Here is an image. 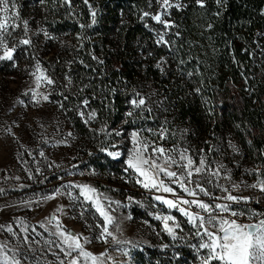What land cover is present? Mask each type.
<instances>
[{"label":"rangeland","instance_id":"374dc122","mask_svg":"<svg viewBox=\"0 0 264 264\" xmlns=\"http://www.w3.org/2000/svg\"><path fill=\"white\" fill-rule=\"evenodd\" d=\"M13 2L18 17L10 19L9 24L14 23L17 27H9L11 35L6 36V43L9 48L15 47V52L12 60H0V245H7L10 260L15 258L20 264H70L74 258L78 264H201L207 249L198 248L202 240L196 234L197 229L178 208H169L157 200V196L178 204L182 199H198L213 205L227 203L231 210L243 215H222L241 224L264 219V192L261 196L257 193L261 192L259 187H251L264 182L258 163L247 160L231 137L214 140L212 129L204 135L199 129L181 122L178 111L163 102L166 97L159 96V90L151 80H147L138 92L146 104L134 108L130 103L125 116H129L130 111L134 116L149 105L147 113L153 123L157 121L156 115L162 117L160 126H149L143 133L111 130L104 135L102 132L97 141L81 137L76 132L78 119L92 131L100 127L101 122L90 100H87V106L82 102L73 113L65 112L57 88L63 84L75 86L82 78L71 75L63 78V83H56L52 76L55 72L52 55L47 53L55 48L61 54L58 74L70 69L71 57L66 53L67 48H72L74 39H81L79 34L71 29L55 31L54 27L51 29L46 25L45 14L38 12L35 16L32 6L22 4L21 0ZM159 10L154 12L151 6L148 13ZM94 12L96 22L99 13L96 9ZM149 24L155 33L165 31L155 20ZM22 39H29L30 44H21ZM22 46L32 49L31 62L24 67L6 66L12 61L16 63V50ZM37 76L41 77L39 81ZM45 76L54 83L48 84ZM44 95L48 100L42 98ZM73 98L80 96L73 95ZM154 99L159 104L152 107L150 103ZM201 101L204 110L208 111V96H203ZM92 113H95L94 117H91ZM133 133L138 134L137 141L149 145L146 155H152L153 147H162L178 164H186L179 159L181 153L191 158L194 166H199L203 159L206 170L191 179L200 183L209 195L199 192L195 184H189L187 186L197 192L196 197L189 196L163 174L159 179L174 189L172 193L143 187L138 182L143 181V177L127 165L137 146L132 139ZM207 136H211L210 139H206ZM98 143H102L101 150L94 149ZM110 152L119 155L113 157L108 154ZM217 169L219 174L212 175ZM171 170L178 174L184 171L176 165ZM81 185L96 190L95 197L113 217V223L107 227L115 239L103 234L105 221L96 212L94 202L80 195ZM223 188L233 196L249 199L246 202L214 199L228 194ZM180 206L192 213L206 215L195 205ZM52 216L59 221L60 230L80 236L82 250L97 260L81 255V249H68L58 234L56 221L49 224L46 219ZM169 216L172 219L165 221L164 218ZM168 228H172L173 233H169ZM61 249L71 251V255H65ZM2 261L3 254L0 253V264ZM212 264L219 262L212 261Z\"/></svg>","mask_w":264,"mask_h":264},{"label":"trees","instance_id":"16d2710c","mask_svg":"<svg viewBox=\"0 0 264 264\" xmlns=\"http://www.w3.org/2000/svg\"><path fill=\"white\" fill-rule=\"evenodd\" d=\"M21 2L32 6L35 16L45 14L49 28L71 29L81 38L67 48L71 66L61 74L57 73L61 54L55 48L47 51L56 83L71 75L82 78L75 86L57 88L65 112L73 113L90 100L101 122L92 131L78 119L76 132L81 137L97 141L102 132L143 133L149 126H160L162 117L156 115L153 123L149 105L125 116L130 101L151 80L159 96L166 97L163 102L178 111L181 122L204 135L212 129L214 140L231 137L264 175V0H221L219 5L217 0H202L203 7L197 0H170L181 7L169 8L167 14L162 0ZM151 6L159 12L144 16ZM95 9L99 16L92 23ZM158 13L175 25L166 35L167 45L157 43L158 33L149 24ZM29 59L32 49L18 47L16 63L6 66L24 67ZM77 94L80 98L74 100ZM206 95L208 111L201 101ZM157 102L150 104L155 107ZM102 148L98 143L94 149Z\"/></svg>","mask_w":264,"mask_h":264},{"label":"snow or ice","instance_id":"6c2138e0","mask_svg":"<svg viewBox=\"0 0 264 264\" xmlns=\"http://www.w3.org/2000/svg\"><path fill=\"white\" fill-rule=\"evenodd\" d=\"M42 2V0H41ZM67 2V0H66ZM87 2V0H85ZM197 3L203 7L202 0H197ZM221 0H217L219 5ZM175 7L179 9L181 5L179 3H172L170 0H162L161 8L165 10L164 14H167V9ZM0 13L3 16L0 17V49H2V55H0V60L7 59L12 60L13 54L15 52V47L9 48L6 43V36L11 35L9 27L13 29L17 25L9 24V20L18 17V13L15 11V3L13 0H0ZM95 12H92L93 23H95ZM150 14L145 12L144 16H149ZM153 20L157 23L162 24L164 27V32L158 34L157 43L158 44H169V41L165 39L168 32L175 27V25L168 21L162 19L161 14H156L151 16ZM83 27V26H82ZM211 25H209V28ZM24 30L27 32V21L24 22ZM179 35V33H175ZM47 35V34H46ZM23 45L30 44L29 39H22L20 41ZM159 68L160 65L158 64ZM39 68V65H37ZM162 70V69H161ZM191 75V74H189ZM37 81L41 79L37 76ZM48 84H53L54 81L48 77H44ZM39 86V85H37ZM199 91V89H197ZM138 99H132L130 101L134 108H139L146 104L144 97L140 96L139 93L136 94ZM45 101L48 100V96L44 95L42 97ZM39 103V101H36ZM83 104L87 106L88 101L84 100ZM82 116L83 112L80 113ZM133 113L130 111L127 115L131 116ZM95 113L91 114L94 117ZM137 133L132 134L133 141L136 142L137 146L132 154L129 156L127 165L129 169H132L139 176L143 177V181H138L143 184L145 188H153L157 191H163L165 193H172L174 189L165 184L163 179H159L160 175L163 174L167 178L171 179L173 183L179 185V187L187 193L189 196L196 197L197 192L187 185L195 184L199 192L209 195L204 187L200 185L197 181L192 180L193 176H198L206 170L205 162L201 159L199 166H194L193 161L185 153H181L179 159L181 161H186V164H178L177 160L173 157L167 155L165 150L160 147L152 148V155H146L149 145L147 143H141L137 141ZM233 150L236 148L233 145ZM110 156L116 157L119 153H108ZM43 155V153H41ZM162 161V162H161ZM183 168V172L178 174L176 171L171 170L172 166ZM219 169L214 171L212 175H218ZM146 181V182H145ZM80 195L86 200H91L95 204V210L103 217L105 225L103 226V234L106 236H113V233L108 230V225L113 223V217L105 211L102 203L98 197H95L96 190L87 185H81ZM234 188L238 187L233 185ZM251 187H259L261 192H264V182H260L257 185H251ZM226 196L218 197L214 199H223L226 201L240 202L241 200L247 201L248 197H237L233 196L227 188H223ZM49 199L54 197H48ZM157 200H161L169 208H178V210L188 218L189 223L192 224L194 228L197 229V235L200 236L202 242L199 244V249H207V256L202 258L201 264H212V261H218L219 264H264V219H260L257 223L251 224H241L238 223L236 219L225 218L222 214L228 213L230 217H238L243 215V213H238L230 209L227 203H217L209 204L198 199H182L179 204L176 201L165 199L161 196L156 197ZM180 205H195L202 210L206 215H201L199 213H192L188 209L181 207ZM61 209H58V211ZM255 215V214H253ZM48 223L51 224L56 221V227L58 230L61 229V225L55 216L46 218ZM165 221L172 219V217H165ZM167 227V224H166ZM119 226L117 225V230ZM11 231V228L8 229ZM169 233H173L172 228H168ZM59 236L62 238L63 242L67 244L68 249H81V255L91 256L93 261L97 260V257L92 256L91 253L84 252L82 250V245L80 244V236L66 232L64 230L59 231ZM113 239L115 237L113 236ZM65 252V255H71V251L61 249ZM0 253L3 254L2 264H20L15 258H9L7 245H0ZM63 264V262H61ZM70 264H78V261L74 258L70 261Z\"/></svg>","mask_w":264,"mask_h":264},{"label":"built area","instance_id":"2783aa9c","mask_svg":"<svg viewBox=\"0 0 264 264\" xmlns=\"http://www.w3.org/2000/svg\"><path fill=\"white\" fill-rule=\"evenodd\" d=\"M257 193L260 194L261 196L263 195L262 192H259V191H258Z\"/></svg>","mask_w":264,"mask_h":264}]
</instances>
